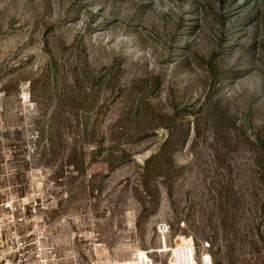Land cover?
<instances>
[{"label": "rangeland", "instance_id": "obj_1", "mask_svg": "<svg viewBox=\"0 0 264 264\" xmlns=\"http://www.w3.org/2000/svg\"><path fill=\"white\" fill-rule=\"evenodd\" d=\"M0 200L56 264H264V0H0Z\"/></svg>", "mask_w": 264, "mask_h": 264}, {"label": "built area", "instance_id": "obj_2", "mask_svg": "<svg viewBox=\"0 0 264 264\" xmlns=\"http://www.w3.org/2000/svg\"><path fill=\"white\" fill-rule=\"evenodd\" d=\"M14 204L11 200H0V264H56V249L40 230L41 221L32 223L35 234L29 243L25 242L23 238L26 235L20 231L19 227L22 225L23 217L28 211L35 213V207L27 204L15 206ZM156 229L159 233L166 232L167 225L160 223ZM190 247L189 245L184 247L185 258L177 260L176 264H197L194 260V252L192 253L193 262L186 255Z\"/></svg>", "mask_w": 264, "mask_h": 264}, {"label": "bare ground", "instance_id": "obj_3", "mask_svg": "<svg viewBox=\"0 0 264 264\" xmlns=\"http://www.w3.org/2000/svg\"><path fill=\"white\" fill-rule=\"evenodd\" d=\"M193 251H192V249H191V247H190V249H189V254L190 255H192V258H193ZM148 264H152V262L150 261V260H148Z\"/></svg>", "mask_w": 264, "mask_h": 264}]
</instances>
